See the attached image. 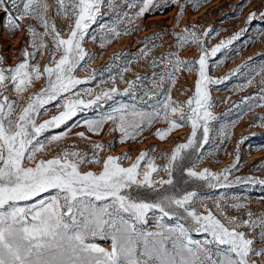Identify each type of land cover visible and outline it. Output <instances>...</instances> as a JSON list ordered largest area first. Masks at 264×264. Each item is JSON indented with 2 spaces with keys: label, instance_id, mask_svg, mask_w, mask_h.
I'll list each match as a JSON object with an SVG mask.
<instances>
[{
  "label": "snow or ice",
  "instance_id": "snow-or-ice-1",
  "mask_svg": "<svg viewBox=\"0 0 264 264\" xmlns=\"http://www.w3.org/2000/svg\"><path fill=\"white\" fill-rule=\"evenodd\" d=\"M104 4L105 0H56L52 11L70 21L62 33L55 21L47 18L50 5L46 0H0L9 33L26 28L31 47V51L28 47L22 50L23 59L15 66H6L0 57V264H264V212L256 215L246 211L247 218L228 216L227 208L246 209L248 205L227 202L221 195L214 204L222 221L207 207L208 197L201 196L195 187L183 186L199 181L202 187L213 189L257 182L256 177L229 179L238 166V156L236 163L221 172L208 168L197 171L200 155L190 166L184 164L189 150L198 154L209 142L211 122L217 119L211 110L209 85L222 81L209 75L208 61L247 28L210 49L194 30L185 29L182 34H174L176 47L179 50L195 43L200 51L198 59L181 60L179 51L166 53L159 60L153 58L152 67L163 62L165 71L153 72L150 88L141 83L148 77L139 74L125 81L123 73L130 69L124 67L119 81L110 77L111 88L101 89L85 101L81 92L92 95L93 90L78 86L95 80L97 70L88 79H80L76 73L97 58L90 56L83 44ZM125 6L135 9L133 14L139 18L150 11L154 0H110L108 7L117 19L131 23ZM256 17L255 12L250 13L245 24L250 25ZM260 17L264 18V12ZM25 20L36 21L44 31L22 24ZM101 29L102 48L104 40L111 43L109 37L121 35L115 26L102 25ZM212 31L205 30L204 38ZM46 36L48 43L44 42ZM91 39L95 41L96 37ZM45 49L48 58L42 68L37 54L43 57ZM150 51L145 45L141 57ZM193 68L198 73L195 90L181 104L172 99L170 87L176 72ZM255 75L261 76L264 84V66ZM41 79L45 81L43 87L22 104L23 94ZM119 82L128 85L123 92L116 86ZM252 82L249 79L247 84ZM13 94L17 99H12ZM117 96H131L133 103L119 104L98 119L84 120L88 132L99 135L103 125L111 121L112 130L119 131V140L125 143L135 141L154 124L164 123L166 127L154 133L163 141L173 130L190 125L186 142L177 144L170 154L160 152L154 157L150 154L154 147L141 151L127 167L123 166L130 159L127 153L101 159L100 153L110 151L111 144L99 142H91V154L70 145L47 158L51 148L58 146L71 129L42 141L45 132L60 128L87 108L115 101ZM53 103L63 110L39 122L38 118L48 111L46 106ZM173 115L178 118L172 119ZM259 121L264 127V116ZM221 133L225 140L230 137L227 130ZM75 135L91 141L85 132ZM164 157L166 163L157 165L156 159ZM88 165L99 166L100 171H85ZM161 172L168 178H153ZM177 172L183 185L176 179ZM258 182L264 184V180ZM194 232L204 238L193 239ZM98 241H108L109 247Z\"/></svg>",
  "mask_w": 264,
  "mask_h": 264
},
{
  "label": "rangeland",
  "instance_id": "rangeland-1",
  "mask_svg": "<svg viewBox=\"0 0 264 264\" xmlns=\"http://www.w3.org/2000/svg\"><path fill=\"white\" fill-rule=\"evenodd\" d=\"M46 2L50 5L47 18L54 20L58 29L63 33L70 21L52 11L56 6V0H46ZM109 2L110 0H105L101 14L96 23L88 30V35L83 44L90 56L97 57L86 64L84 70L76 73L78 78L88 79L92 76L93 70H97L95 80L78 86L81 90H93L92 95H85L84 91L81 92L85 101L93 99L99 90L111 88L113 84L110 77L119 81L121 70L124 67L130 69L123 73L125 81L133 80L136 74H139L142 77H148L141 83L150 88L152 85L149 81L153 72L159 74L165 71L163 62L152 67L153 58L159 60L166 53L179 51L181 60L193 61L198 59L200 51L195 43L179 50L176 47L177 41L174 34H182L185 29L194 30L204 40L206 47L210 49L247 28L239 39L226 45L208 61L209 75L222 81L209 85L210 97L213 102L211 110L217 119L211 122L212 131L209 142L198 154L189 150L184 164L190 166L191 161L196 160V156L200 155L202 159L196 164L197 171L208 168L213 172H221L224 168L236 163L238 156V166L232 170L229 179L234 181L236 177H256L257 182L232 183L230 187L210 189L202 187V182L199 181L183 185L181 174L177 172L175 175L177 181L183 186L195 187L201 196L208 197L205 200L207 207L222 221L223 216L220 215L214 204V201L221 195L227 197V202L240 201L248 205L246 209L227 208L228 216L247 218L244 215L246 211H251L256 215L264 212V184L258 182L264 180V127L259 126V117L264 116V106H260L264 105V99H262L264 98V91H262L264 84L261 83L262 77L255 75V72L264 66V18L260 17V13L264 12V0H179V3H173L172 0H154V6L150 11L139 18L133 14L135 9L130 10L125 6L124 10L130 13L131 23L126 20L121 22L117 19L108 7ZM117 2L122 3V0H117ZM181 5L183 6L182 16L180 15ZM252 12H255L257 17L250 25H246V18ZM22 24H32L37 27L38 31H44L34 20H25ZM6 25L7 20L4 18V14L0 12V57L4 58L6 66H15L23 59L21 52L25 47L31 51L30 37L26 28L22 27L21 30L10 34ZM102 25L115 26L121 32L119 37H109L111 43L104 40L105 46L103 48L100 46ZM192 26L196 27L193 29ZM210 28L213 31L207 38H204L203 33ZM92 36L96 37L95 41L91 39ZM44 42H49L47 36L44 37ZM145 45L151 51L146 57H141V49ZM44 52L43 57H40L39 53L37 54L42 68L48 58L47 49ZM113 57L118 58L113 60ZM237 68H240L239 72L235 71ZM167 70L171 71L172 69L168 68ZM230 73L232 75L229 76ZM197 76L198 73L195 68L192 71L181 70L176 72L175 83L170 87L172 99L184 104L194 93ZM249 79L253 80L251 85L247 84ZM44 83L45 81L41 79L33 87H29L23 94L21 103L26 104V98L31 93L38 92ZM116 86L123 92L128 85L119 82ZM165 87L167 88L168 85L166 84ZM12 99H17L15 94L12 95ZM132 103L131 96H117L115 101L101 102L97 106L87 108L78 112L60 128H53L45 132L40 137L42 141L51 135L71 129L67 137L58 146L51 148L47 158H51L61 148L70 145H78L81 151L91 154V142H99L106 146L111 144L110 151L105 150L100 153L101 159L107 155L120 156L127 153L130 159L123 162V166L127 167L131 165L141 151H148L154 147L155 151L150 154L155 157L160 152L170 154L177 144L186 142L191 133L190 125L173 130L162 141L154 133L158 128H164L166 125L156 123L150 129H146L135 141L121 143L119 140L120 133L112 130L113 123L111 121L103 125V130L99 135L88 132L83 124L84 120L98 119L102 114L112 111L119 104L131 105ZM138 106L147 107V105ZM46 107L48 111L38 118L39 122L50 119L63 110L56 108L55 103ZM177 118L176 115L172 116V119ZM233 122L235 123L234 127L232 126ZM222 129L230 133L227 140L221 133ZM77 132H85L86 136L91 137V141L82 140L75 135ZM199 135L198 132V137ZM166 160L167 157L158 158L155 162L157 165H163ZM84 170L100 171V168L96 165H88ZM160 177L168 178L163 172L159 176L155 174L153 176L154 179ZM221 202L224 203L225 201ZM192 237L199 240L204 238L203 234L195 232L192 233ZM98 242L104 247H109L108 241ZM259 246L258 243L257 247Z\"/></svg>",
  "mask_w": 264,
  "mask_h": 264
}]
</instances>
